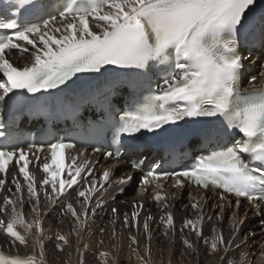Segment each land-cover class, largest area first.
Listing matches in <instances>:
<instances>
[{
  "label": "snow or ice",
  "instance_id": "1",
  "mask_svg": "<svg viewBox=\"0 0 264 264\" xmlns=\"http://www.w3.org/2000/svg\"><path fill=\"white\" fill-rule=\"evenodd\" d=\"M256 4L257 0H0V9L11 11V16L0 21V111L5 105L26 103L35 100L37 94L57 90L77 74L101 73L106 66L147 70L166 65L145 101L120 118L113 132L114 141L125 136L135 138L141 132L175 135L174 129L166 126H179L181 121L198 122L200 118H208L210 125L216 118L231 143L209 151L180 170L157 166L145 172L143 162L132 163V169L142 173L139 194L146 195L152 188V199L161 209L159 219L165 236L175 229L174 216L167 211L168 197L163 192L169 179L174 181V188L194 185L218 193L221 202L234 197L239 208L243 199L259 211L264 207V83L257 86V76L253 75L248 79L251 87L240 90L244 61L249 59L240 51L241 37H247L256 27L258 21L250 15ZM25 14L37 22L20 23L13 18ZM259 23L264 28V19ZM17 54L25 60L23 67L9 59ZM260 67L264 69V64ZM258 75L264 76V71ZM2 119L0 116V129L4 127ZM214 133L210 126L199 132L205 142ZM0 139L8 137L0 131ZM75 147L64 139L50 142V159L37 165L44 173L42 179H37L29 170V149H35V155L43 150L42 146H0V193H9L0 196V234L4 237L0 242V264H48L45 241L53 243L55 252L64 253L71 248L70 237L76 236L79 242L89 220L104 207V200L97 198L96 193L111 187L113 169L107 168L95 176L88 160L78 163V157L69 156L68 150ZM84 155L85 151L79 153ZM104 157L118 159L119 151L105 152ZM13 163L19 170L12 173L14 188H8L9 165ZM133 178L132 174L119 178V191L123 192V186ZM66 195L72 199L64 200ZM201 199L206 202L207 198ZM57 205L61 216H70L72 228L68 233L58 230L53 239L47 235L50 229H45L44 222ZM190 207L194 218H185L181 226L186 252L194 253L196 245L183 235L185 229L198 241L210 245L211 254L222 253L219 264H250V257L240 249L251 235L241 245L235 244L242 221H231L227 239L215 225L210 229L211 235L205 237L203 204L192 197ZM213 207L220 208L216 219L222 220L224 204ZM132 208L130 215L123 214V223L125 227L138 228L143 203L134 200ZM111 213L116 217L119 209L112 207ZM153 219L148 215L143 223L149 238V221ZM207 219L211 221L212 217ZM261 229L264 230V220ZM100 231L103 233L104 228ZM112 235H116L114 229ZM130 240L132 245H139L135 236H130ZM83 247L85 251L79 247L76 250L78 264H88L89 245ZM21 249L25 250L24 255L20 254ZM132 251L143 264H148L136 248ZM232 252L238 255H231ZM92 255V264H107L109 253H98L103 261L97 260V253ZM145 255L150 256L148 247ZM65 264H71L70 259ZM111 264L118 261L113 258Z\"/></svg>",
  "mask_w": 264,
  "mask_h": 264
},
{
  "label": "bare ground",
  "instance_id": "2",
  "mask_svg": "<svg viewBox=\"0 0 264 264\" xmlns=\"http://www.w3.org/2000/svg\"><path fill=\"white\" fill-rule=\"evenodd\" d=\"M259 58L253 59L256 65L264 64V51L261 52ZM11 59L19 66L23 67L25 60L20 58V55L10 56ZM263 69L257 71L254 75L257 76V79H263L264 76L258 75ZM33 151L29 153V170L37 177V179H42L44 173H42L37 167L38 164L45 162L46 158L50 159L49 154L44 151L39 157V161L36 160V155H33ZM80 151L75 149L68 150L69 156L78 157V163H83L87 158L89 160V167L94 169V175H101L105 169H113V175L111 176L112 185L111 187H106L100 189L96 193L97 198H102L104 200V207L97 210V213L94 217L89 220L87 229L84 231L82 238L78 242L76 236H71V248H67L64 253H57L54 250L53 243L45 241L46 255L48 264H65L66 261L70 259L71 264H78V257L76 255L77 247L80 251H85L83 245L88 244L89 249L86 252V257L88 264L93 262V253H97V260L103 261L104 258L99 257V252L109 253V258L107 264H111L112 259L118 261V264H143L141 260L137 258V254L132 251L133 248L137 249V252L144 256V259L148 261V264H219V257L222 253L211 254L210 245H205L203 240H197L194 234H190L187 229H185L184 234L190 239L194 245H196V251L190 252L185 251L182 245V233L181 226L185 218H194L193 209L190 207L192 202V197L200 199L203 204V214L205 216L203 223V232L204 236L208 237L211 235L210 229L212 225H215L216 228L223 232L225 238L230 237L231 231V221L238 218L242 221V225L238 227L237 238L235 239L236 245H241V242L246 240L249 235L251 239H247V243L241 246V251L248 254L250 257V264H264V256L261 253H264V230L261 229V220H264V207L259 211L253 209L246 200H242L239 208L235 204V199L231 198V201L219 200V194L213 193L212 191H202L200 189L186 186L184 188H174L172 184L173 180H168L163 189L164 194L168 197L169 207L167 208L168 212H171L175 220V229L169 230L167 236H165V227L160 223L161 209L152 199V188H149V191L146 195H140V187L138 182V177L134 176L133 181L130 184L124 185V191H119V185L116 181L128 175V166L125 163L119 164V161L103 160L97 156L85 154L84 156H79ZM23 161H21L20 166H23ZM68 163H71L69 160ZM11 171L7 176V185L8 188H14L12 185V173L18 172V167L13 164L9 165ZM65 170V175H66ZM2 175V174H0ZM22 180V177H20ZM79 179V178H78ZM189 193H192V197L189 196ZM9 193L2 192V195H8ZM74 196L75 193H72ZM115 196V201L112 200V197ZM202 197H206V202H204ZM71 196H65L64 200H71ZM142 202L143 210L140 212L139 227L128 228L124 226L123 219L124 213L129 215L132 213V203L133 201ZM224 204V212L222 213V220L218 221L216 219V214H220V208H214L213 205ZM95 204V199L93 200ZM188 205L186 208L185 206ZM117 207L119 209V214L114 217L111 213V208ZM25 211H28L26 208ZM59 210V205L50 210V214L47 215V218L44 222L45 229H50L47 232L48 236H51L53 239L56 235V232L62 231L68 233L72 228V220L70 216H59L60 220H57L55 217ZM60 214V213H59ZM235 214V216H234ZM152 215L155 219L149 221L150 225V238L149 234L145 233L143 228L144 219L146 216ZM208 216H211L212 219L209 221ZM115 220V223L111 221ZM104 228V232L101 233L100 229ZM113 229L115 230V237H113ZM130 236H135L139 241V245H132ZM4 237L0 234V242H3ZM102 241V243H101ZM131 245V247H129ZM148 247L150 251V256L145 255V248ZM7 251V248L4 249ZM31 251V245L29 249ZM68 253H71L69 257ZM207 253V254H206ZM21 255L25 254V250L21 249ZM231 255H238L235 252L230 253Z\"/></svg>",
  "mask_w": 264,
  "mask_h": 264
},
{
  "label": "rangeland",
  "instance_id": "3",
  "mask_svg": "<svg viewBox=\"0 0 264 264\" xmlns=\"http://www.w3.org/2000/svg\"><path fill=\"white\" fill-rule=\"evenodd\" d=\"M59 213H60V212H58L57 214H55V215H56L55 217L57 218V220H60V218H61V217H59V216H60Z\"/></svg>",
  "mask_w": 264,
  "mask_h": 264
}]
</instances>
